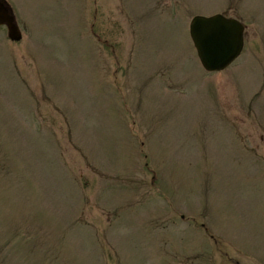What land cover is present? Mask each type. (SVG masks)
Here are the masks:
<instances>
[{
  "label": "rangeland",
  "instance_id": "obj_1",
  "mask_svg": "<svg viewBox=\"0 0 264 264\" xmlns=\"http://www.w3.org/2000/svg\"><path fill=\"white\" fill-rule=\"evenodd\" d=\"M7 1L0 264H264V0ZM215 13L246 42L209 74Z\"/></svg>",
  "mask_w": 264,
  "mask_h": 264
},
{
  "label": "water",
  "instance_id": "obj_2",
  "mask_svg": "<svg viewBox=\"0 0 264 264\" xmlns=\"http://www.w3.org/2000/svg\"><path fill=\"white\" fill-rule=\"evenodd\" d=\"M2 25L7 26L8 35L12 41L22 39V33L12 9L5 1H0V26ZM190 33L198 56L207 71L225 69L242 51V25L223 16L195 17L191 22Z\"/></svg>",
  "mask_w": 264,
  "mask_h": 264
},
{
  "label": "flooded vegetation",
  "instance_id": "obj_3",
  "mask_svg": "<svg viewBox=\"0 0 264 264\" xmlns=\"http://www.w3.org/2000/svg\"><path fill=\"white\" fill-rule=\"evenodd\" d=\"M215 244H217L216 241H215ZM223 246L226 248L225 245H223ZM214 251H215V252H219V251L222 252L221 248L219 249V245H218V248H215V249H214ZM241 254H242V253H241ZM244 262L246 263V261H244V260H243V261L241 260V261H239V262H234V261H233V262H229V263H230V264H243ZM245 263H244V264H245ZM246 264H247V263H246Z\"/></svg>",
  "mask_w": 264,
  "mask_h": 264
}]
</instances>
